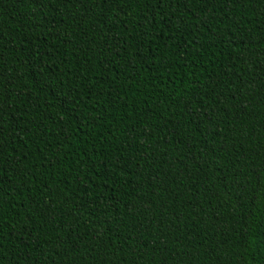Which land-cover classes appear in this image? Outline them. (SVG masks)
Returning <instances> with one entry per match:
<instances>
[{
    "label": "trees",
    "instance_id": "trees-1",
    "mask_svg": "<svg viewBox=\"0 0 264 264\" xmlns=\"http://www.w3.org/2000/svg\"><path fill=\"white\" fill-rule=\"evenodd\" d=\"M0 264H264V0H0Z\"/></svg>",
    "mask_w": 264,
    "mask_h": 264
}]
</instances>
